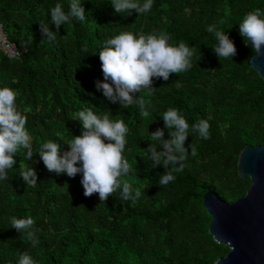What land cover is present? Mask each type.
I'll use <instances>...</instances> for the list:
<instances>
[{
	"label": "trees",
	"instance_id": "1",
	"mask_svg": "<svg viewBox=\"0 0 264 264\" xmlns=\"http://www.w3.org/2000/svg\"><path fill=\"white\" fill-rule=\"evenodd\" d=\"M263 1L153 0L152 8L139 14L116 13L112 0H81L85 19L72 18L56 32L51 10L61 3L68 11L71 0H0L7 39L25 49L19 60L0 54V88L19 93L16 103L27 116L34 153L28 160L19 148L17 163L0 180V264H19L24 252L37 264H214L225 256L228 249L206 232L210 217L201 195L209 190L226 203L243 196L250 183L237 177L239 150L264 145V87L247 65L255 51L239 34L245 15L261 9ZM40 23L49 24L55 40L41 34ZM209 25L234 42L235 56L217 57ZM121 32L165 33L171 45L184 42L194 51L191 68L168 81L153 78L155 90L136 94L145 99L147 116L136 104L111 103L96 88V81H103L99 52ZM169 108L189 124L188 153L183 170L161 185L160 175L168 169L163 161L153 167L147 149L156 143L150 134L158 128L170 139L163 121ZM87 109L128 127L123 155L132 171L121 179L140 191L136 200L122 199V189L105 202L98 193L85 197L82 174L57 175L43 164L42 145L52 141L69 151L66 143L84 130L78 113ZM201 119L210 124L209 139L192 129ZM28 165L35 169L36 184L20 176ZM29 216L35 221V247L11 224L12 218Z\"/></svg>",
	"mask_w": 264,
	"mask_h": 264
},
{
	"label": "clouds",
	"instance_id": "2",
	"mask_svg": "<svg viewBox=\"0 0 264 264\" xmlns=\"http://www.w3.org/2000/svg\"><path fill=\"white\" fill-rule=\"evenodd\" d=\"M116 13L135 10L139 14L147 13L153 6V0H112ZM72 18L80 21L85 19V10L81 0H71L69 10L65 11L63 4L57 3L51 10V24L58 32L61 25ZM41 34L49 40H55L56 32L50 30L49 24L40 23ZM208 33H214L217 44L213 51L217 57L231 58L237 54V49L225 32L217 31L215 25L206 28ZM239 34L245 43L250 40L253 50L260 54L264 46V10L259 8L247 13L239 24ZM170 37L165 33L133 34L121 32L105 42L99 52L103 81H96V88L113 104L119 103L123 107L136 104L143 116L148 115L143 96L136 95L143 90L153 91V78L168 81L174 73H180L192 67L193 49L184 42L178 46L169 43ZM250 57L249 60H252ZM18 92L10 87L0 88V180L8 178L7 170L16 163L15 153L19 148L26 150L28 160L33 158L31 136L26 130L27 116L17 107ZM211 119V117H209ZM78 120L82 123L83 131L79 136L66 144L69 151H62L56 142L48 141L40 149L39 156L49 172L57 175L66 174L74 178L82 174L81 184L84 196L91 197L98 193L101 202L108 200L118 189H122L124 200H136L141 193L138 189L122 180L132 169L124 157L126 134L129 129L123 120H112L106 113L102 117L91 109L78 113ZM164 128L168 129L170 139H164V129H157L151 133V143L147 151L151 155L152 166L161 165L168 169L160 175L159 184L166 185L173 181V171H182L188 149L185 142L189 135V124L177 109L169 108L163 114ZM210 124L201 119L192 125L193 131L200 138L209 139ZM171 130V131H170ZM195 155V148L189 146ZM160 149V150H158ZM172 165L169 169L167 166ZM26 184H36L37 174L29 165L20 175ZM133 192L135 194L133 195ZM12 228L17 232L24 231L26 238L32 241L33 247L38 243L36 239L35 221L32 217L11 219ZM19 264H37L28 252L20 254Z\"/></svg>",
	"mask_w": 264,
	"mask_h": 264
},
{
	"label": "water",
	"instance_id": "3",
	"mask_svg": "<svg viewBox=\"0 0 264 264\" xmlns=\"http://www.w3.org/2000/svg\"><path fill=\"white\" fill-rule=\"evenodd\" d=\"M246 45L252 48L250 40ZM251 57L247 65L264 87V46L260 54L255 52ZM235 169L238 178L250 183L243 196L226 203L209 190L201 195L202 209L210 217L207 234L228 248L214 264H264V145L240 149Z\"/></svg>",
	"mask_w": 264,
	"mask_h": 264
},
{
	"label": "built area",
	"instance_id": "4",
	"mask_svg": "<svg viewBox=\"0 0 264 264\" xmlns=\"http://www.w3.org/2000/svg\"><path fill=\"white\" fill-rule=\"evenodd\" d=\"M25 53V49L9 41L0 23V54L9 60H19Z\"/></svg>",
	"mask_w": 264,
	"mask_h": 264
},
{
	"label": "rangeland",
	"instance_id": "5",
	"mask_svg": "<svg viewBox=\"0 0 264 264\" xmlns=\"http://www.w3.org/2000/svg\"><path fill=\"white\" fill-rule=\"evenodd\" d=\"M227 248V247H226ZM228 249V248H227Z\"/></svg>",
	"mask_w": 264,
	"mask_h": 264
}]
</instances>
